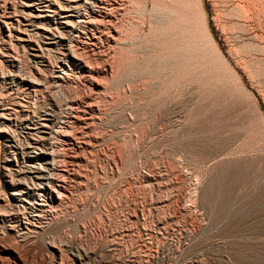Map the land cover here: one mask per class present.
<instances>
[{"label": "rangeland", "instance_id": "rangeland-1", "mask_svg": "<svg viewBox=\"0 0 264 264\" xmlns=\"http://www.w3.org/2000/svg\"><path fill=\"white\" fill-rule=\"evenodd\" d=\"M0 3V183L56 166L43 205L2 186L0 264H264V0H96L85 67L34 90L6 61L49 77L59 51L17 36L41 46L51 24Z\"/></svg>", "mask_w": 264, "mask_h": 264}, {"label": "bare ground", "instance_id": "bare-ground-1", "mask_svg": "<svg viewBox=\"0 0 264 264\" xmlns=\"http://www.w3.org/2000/svg\"><path fill=\"white\" fill-rule=\"evenodd\" d=\"M1 1V0H0ZM48 1V0H47ZM57 1V0H56ZM232 1V0H231ZM19 2V1H18ZM28 5H26V6H28L29 7V9H30V14H29V16H28V18L29 17H31L32 19H34V20H38V21H47V22H49L50 24H51V28H49V29H40V35H41V37H42V40H41V46H39V44H36V45H34L30 40L31 39H29V40H25V39H23L22 37H19V36H17V41H18V44L20 45V46H22V47H24L23 48V51L24 52H26L27 51V56H28V58L30 57V59H39L40 57H42L41 55L43 54L42 53V51L44 50H49V49H55V50H57V51H59V56L60 57H58L56 54V56L58 57V61L56 62V63H54V65L52 66V67H50L49 69H50V76L48 77L46 74L44 75L43 73V75H44V77L46 76L47 78H41V80L39 81L38 79H32V76H31V78H30V76H27V79H26V76H23V78L21 77V76H19L20 75V68L21 67H19L18 66V64L15 62V58H14V60L13 59H11V58H8L7 59V63L10 65V67L14 70V72H16V74H15V76L16 77H19V79L21 80V82H23V83H25V86H26V88L28 89V90H34L35 88H37L38 86H44L43 84L44 83H46V82H48V84H49V81L51 82V84L53 83V85H54V87L55 88H57V87H59V85H60V83H62V82H69V81H73V78L72 77H74V73H75V71H80L81 69H83V67H85L84 65H81V56H83V55H79L80 54V52H79V50H84V49H86V46L89 44V42H88V44H86L87 42H84V40H82L81 39V37H80V29L81 30H84V26L85 25H87V23H88V21L90 20H87L86 19V17L85 16H87V14L89 15V17H92V19L93 18H95V17H99V18H101V20L103 21V19H104V14H103V12H101V11H99V10H95L94 9V7H93V4H95L96 3V0H65V4H64V7L62 8V7H60L59 8V6L58 7H53L52 5L50 6V5H48L47 6V4H43V3H37V2H35V1H33V0H28ZM49 2V1H48ZM59 3H60V0L58 1ZM21 3V2H20ZM23 3V2H22ZM25 3V2H24ZM52 3V2H51ZM54 3L56 4V2L54 1ZM62 3V2H61ZM99 3H101V2H99ZM1 4V3H0ZM15 4V3H14ZM102 4V3H101ZM4 5V4H3ZM3 5H1V6H3ZM7 5V4H6ZM25 5V4H24ZM24 5H23V7H24ZM63 5V4H62ZM61 5V6H62ZM111 5V4H110ZM113 5V4H112ZM13 6V5H12ZM57 6V5H56ZM79 6H82V8H83V10H80L78 7ZM15 7V6H14ZM13 7V8H14ZM244 7V6H243ZM5 8V7H4ZM9 8V7H8ZM20 8V7H19ZM98 8V7H97ZM102 9V8H101ZM115 9H117L116 7H115ZM0 10H1V8H0ZM3 10V9H2ZM90 10V12H88ZM19 11V10H18ZM23 11V10H22ZM245 11H247V10H245ZM20 12H21V10H20ZM19 12V13H20ZM12 13V12H11ZM15 13H17V11L15 12ZM14 13V14H15ZM25 13V12H24ZM27 14V13H26ZM249 13H247V15H248ZM8 15V14H7ZM16 15V14H15ZM24 15V14H23ZM11 16V15H10ZM9 16V17H10ZM17 16V15H16ZM15 17V16H14ZM25 17H27V15L25 16ZM7 18H8V16H7ZM12 18V17H11ZM16 18V17H15ZM14 18V19H15ZM19 18V17H18ZM28 18H26V20L28 19ZM250 18V17H249ZM9 19V18H8ZM25 19V18H24ZM16 20V19H15ZM101 20H99L100 22L99 23H101ZM1 21H2V19H1ZM92 21H94V19L92 20ZM92 21H90V22H92ZM3 22V21H2ZM17 22H18V20H17ZM27 22V21H26ZM33 22V21H32ZM89 22V23H90ZM104 22L105 21H103V25L102 26H106V25H104ZM107 22H109L108 20L106 21V23ZM19 23H20V21H19ZM96 23H98V19H97V22ZM96 23H94V25L96 24ZM6 23L5 22H3V24L2 25H5ZM102 24V23H101ZM100 24V25H101ZM31 25V24H30ZM109 25V24H108ZM107 25V26H108ZM6 26V25H5ZM18 26V25H17ZM20 26V25H19ZM22 26H24L23 24H22ZM46 25H44V26H42V27H45ZM8 27L9 26H7V28H6V36H8V35H10V32H9V30H8ZM37 27V26H36ZM14 28V27H13ZM48 28V27H47ZM94 28H96V27H94ZM104 28V27H103ZM33 29V28H32ZM39 29V28H38ZM98 29V28H97ZM96 29V30H97ZM105 29V28H104ZM107 29V28H106ZM8 30V31H7ZM34 30V29H33ZM91 30H93V29H91ZM23 31V30H22ZM22 31H21V33H22ZM106 31V30H105ZM108 31V30H107ZM82 32V31H81ZM88 32H90V31H88ZM99 32V31H98ZM103 32V31H102ZM101 32V33H102ZM9 33V34H8ZM20 33V32H19ZM24 33V32H23ZM27 33V32H26ZM25 33V34H26ZM84 33H85V31H84ZM106 33H108V32H106ZM35 34H37V33H35ZM34 34V35H35ZM82 34H83V32H82ZM88 34V33H87ZM24 35V34H23ZM27 35H28V33H27ZM39 35V36H40ZM85 35V34H84ZM95 35V34H94ZM94 35H93V37H94ZM105 35V34H104ZM5 36V37H6ZM13 36V35H12ZM36 36V35H35ZM38 36V35H37ZM38 36V38H40ZM16 37V36H15ZM92 37V38H93ZM100 37V36H99ZM112 38L113 36H110L109 35V38ZM28 38H29V36H28ZM31 38H34V37H32V34H31ZM38 38H36V39H38ZM95 38H97V37H95ZM90 39V38H89ZM99 39V38H98ZM6 40V39H5ZM86 40V39H85ZM94 40V39H93ZM114 40V39H113ZM90 41V40H89ZM9 42H10V38H9ZM8 42V43H9ZM13 42H15V40H13ZM13 42H12V44H13ZM91 42V41H90ZM125 42V41H124ZM7 43V44H8ZM35 43H36V41H35ZM101 43V42H100ZM3 44H6V43H3ZM17 44V45H18ZM11 45V44H10ZM93 45V44H92ZM94 46V45H93ZM16 47V46H15ZM19 48V47H18ZM26 48V49H25ZM26 51H25V50ZM88 49V48H87ZM87 49H86V51H87ZM16 50H17V47H16ZM18 51V50H17ZM86 51H84L83 53H85ZM23 52V54H25ZM55 53V52H54ZM82 54V53H81ZM86 54V53H85ZM12 55V54H11ZM44 55H46V53L44 54ZM54 55V56H55ZM6 56V55H5ZM10 56V55H9ZM26 56V55H25ZM94 56V55H93ZM1 57H3V56H1ZM56 58V57H55ZM84 58V57H83ZM54 59V58H53ZM57 59V58H56ZM17 60V59H16ZM26 60H27V58H26ZM86 60V59H85ZM5 61V60H4ZM3 61V62H4ZM32 61V60H31ZM54 61H55V59H54ZM83 61V60H82ZM1 62V61H0ZM44 62V61H43ZM34 63H35V61H34ZM38 63H40V61L38 62ZM37 63V64H38ZM52 63V62H51ZM86 63V62H85ZM31 64V63H30ZM86 65H87V63H86ZM1 66V65H0ZM32 66H34V65H32ZM45 66H47V65H45ZM2 67V66H1ZM36 67V66H35ZM87 67V66H86ZM8 68V67H7ZM39 68V67H38ZM92 68V65L90 66V69ZM89 69V68H88ZM94 69H95V67H94ZM1 70V69H0ZM37 70V69H36ZM93 70V69H92ZM33 71V70H32ZM39 71V70H38ZM41 71V70H40ZM90 71V70H89ZM88 71V72H89ZM32 73V72H31ZM30 73V74H31ZM49 73V72H48ZM39 74H41V73H39ZM38 74V75H39ZM85 74V73H84ZM32 75V74H31ZM37 75V74H36ZM35 75V76H36ZM43 75H42V77H43ZM73 75V76H72ZM14 76V77H15ZM79 77V76H78ZM35 78V77H34ZM37 78V77H36ZM91 78H93V77H91ZM79 79V78H78ZM82 80V79H81ZM93 80V79H92ZM43 83V84H42ZM47 84V83H46ZM45 84V85H46ZM61 86V85H60ZM48 87H50V86H48ZM51 87H53V86H51ZM63 87V86H62ZM54 88V89H55ZM61 88V87H60ZM51 89V88H50ZM53 89V88H52ZM53 89V90H54ZM62 89V88H61ZM89 89V88H88ZM26 90V89H25ZM55 90H57V91H59L58 89H55ZM37 91V90H36ZM92 91V90H91ZM30 92V91H29ZM33 92V91H32ZM62 92V91H61ZM56 93V92H55ZM54 93V94H55ZM53 94V95H54ZM59 94L61 95V96H63L61 93H60V91H59ZM55 96H56V94H55ZM52 98V97H51ZM58 99H59V97H57ZM57 98H55L56 99V101L58 100ZM68 98V97H67ZM62 100V99H61ZM65 100V99H64ZM63 100V101H64ZM70 100H72V99H70ZM74 100V99H73ZM72 100V101H73ZM62 101V102H63ZM79 101V100H78ZM67 102L68 101H66L65 100V106H64V109L66 108V104H67ZM75 102H76V100H75ZM57 103V102H56ZM55 103V104H56ZM59 103V106H60V104H61V102H58ZM57 103V104H58ZM64 103V102H63ZM73 103V102H72ZM77 103V102H76ZM80 103V102H79ZM55 105V106H58V105ZM68 104H69V102H68ZM54 105V104H53ZM74 105V104H73ZM69 106V105H68ZM73 107V106H72ZM72 107H71V109H70V111L72 110L73 111V109H72ZM70 108V107H69ZM77 108V107H76ZM57 109H58V107H57ZM49 110H50V108H49ZM60 110V109H59ZM63 110V109H62ZM61 110V111H62ZM69 110V109H68ZM55 112V111H54ZM53 112V113H54ZM57 113V112H56ZM65 113H68V112H65ZM79 113V112H78ZM0 114H2V116H3V113H2V110H0ZM51 114V113H50ZM62 115V114H61ZM54 116V115H53ZM62 116H64V115H62ZM69 116V115H68ZM74 116V117H73ZM78 116V115H77ZM55 117V116H54ZM65 117H67V116H65ZM71 117V116H70ZM72 117L73 118H75V115H72ZM68 118V117H67ZM77 118V117H76ZM25 119V118H24ZM28 119V118H27ZM48 119V118H47ZM45 120V118L43 119V121ZM57 120H60V119H57ZM63 120V119H62ZM75 120H77V119H75ZM25 121V120H24ZM24 121H22V123L24 122ZM32 121V120H31ZM47 121V120H46ZM52 121H53V119H52ZM28 122V121H27ZM67 122V121H66ZM65 121H63V123H66ZM56 123V122H55ZM61 123V122H60ZM62 123V124H63ZM71 123V122H70ZM41 124V123H40ZM22 125H25V127H24V133L26 134V135H28V136H32V132L33 131H35V129L34 128H30L28 125H27V123H23ZM37 125V124H36ZM42 125V124H41ZM51 125H52V123H51ZM65 125V124H64ZM67 125V124H66ZM68 125H70V124H68ZM72 125H73V123H72ZM76 125V124H75ZM74 125V126H75ZM43 126V125H42ZM41 127V126H40ZM43 127H46V125H44ZM60 127H62V126H60ZM71 127V126H70ZM50 128H52V130L50 131V133L49 132H47L46 133V131H44V134H52V135H58V134H60L61 132L63 133V131L64 130H60L61 132H59V131H57V129L59 128V123L57 122V124H55V125H52V127H50L49 126V129ZM64 128V127H63ZM72 128V127H71ZM36 129H38V127L36 128ZM23 133V134H24ZM65 133V132H64ZM68 133V132H67ZM70 133V132H69ZM68 133V134H69ZM68 134H66V135H68ZM61 135V134H60ZM65 135V134H64ZM43 137H45V136H43ZM43 137H40V139L39 140H37V141H35L34 143H32V146H33V149L34 150H37V148H38V146H39V143H40V141H42V139L41 138H43ZM49 137V136H48ZM45 138H47V137H45ZM44 139V138H43ZM46 140V139H45ZM45 140H44V142H45ZM49 140H50V137H49ZM65 140V139H64ZM48 141V140H47ZM57 141V140H56ZM54 139H53V136L51 137V140H50V144H49V147H50V149H53L54 150V147L56 146V144H57V142H56ZM59 141H60V139H59ZM43 142V143H44ZM49 143V142H48ZM61 143V142H60ZM62 144H64V143H62ZM67 144H68V142H67ZM9 145V144H8ZM46 145V144H45ZM11 146V145H10ZM42 147V146H41ZM46 147V146H45ZM39 149H40V147H39ZM48 150V149H47ZM57 149H55V151H56ZM69 150V149H68ZM49 152V151H48ZM46 153V152H45ZM52 153H53V151H52ZM35 155L33 156L32 155V158L34 159V158H36L39 154H37V153H34ZM51 154V153H50ZM53 155V154H52ZM53 157V156H52ZM50 161V160H49ZM51 162V161H50ZM36 164V163H35ZM57 165V164H56ZM36 166V165H35ZM38 167H32V170H35L37 173H39L40 175L41 174H45V172L44 171H46V169H42V166H40V165H37ZM49 166V169L47 170V172H50L48 175L46 174V175H43V176H39V175H36V176H39V177H34V175L32 176V177H30V178H28L29 180H31V181H34L35 183H37V184H34L33 182H30L31 184H27V178L26 179H24V177H23V179L24 180H26V181H19L18 179L17 180H12V179H9V181H5L3 184L2 183H0V200L1 199H3V198H1V194L3 195V191L4 190H2V186H5L6 188H7V190H9V191H11V196L15 199V200H19V198L20 197H23L24 196V198H25V195H31V196H33L34 197V199H35V201H36V203H34L35 204V206H39L40 205V203L44 200V198H43V196L45 195H47V194H50V196H51V193H55V191L53 192L52 191V189H53V187H52V184L53 183H55L54 181H55V179H54V174H53V172H55L54 170H55V164H53V163H50V165H48ZM31 167V166H30ZM47 167V166H46ZM45 167V168H46ZM64 167V166H63ZM29 168V167H28ZM61 168V167H60ZM65 168V167H64ZM31 169V168H30ZM65 170H67V169H65ZM27 171H28V169H27ZM34 171V172H35ZM63 171H64V169H63ZM32 172V171H31ZM58 172V171H57ZM59 174V173H58ZM26 175V174H25ZM60 175H62V174H60ZM59 175V176H60ZM27 177V176H26ZM61 177V176H60ZM63 177V176H62ZM9 178V177H8ZM20 178V177H19ZM56 178H57V176H56ZM21 179V178H20ZM60 179V178H59ZM7 180V179H6ZM64 180V179H63ZM62 180V178H61V182L63 181ZM1 181V180H0ZM64 182V181H63ZM34 185H33V184ZM69 183V182H68ZM56 185V184H55ZM63 185V184H62ZM60 188V187H59ZM23 190H24V192H23ZM54 190V189H53ZM56 190V189H55ZM57 191V190H56ZM65 192V191H64ZM5 193V192H4ZM63 193H61V195H62ZM57 195V194H56ZM64 195V194H63ZM62 195V196H63ZM62 196H61V198H62ZM64 197V196H63ZM5 198V197H4ZM42 198H43V200H42ZM9 199V198H8ZM46 199H47V197H46ZM60 199V198H59ZM63 200V199H62ZM5 201H6V199H5ZM26 201V200H25ZM28 201V203H29V200H27ZM9 204V203H8ZM16 204V203H15ZM19 204V203H18ZM33 204V203H32ZM42 204V203H41ZM45 204V203H44ZM47 204V203H46ZM45 204V205H46ZM2 205V204H1ZM5 205V204H4ZM43 205V204H42ZM44 205V206H45ZM48 205V204H47ZM51 205V204H50ZM53 205V204H52ZM51 205V206H52ZM12 206H14V205H12ZM49 206V205H48ZM20 207V206H19ZM22 207H24V206H22ZM29 207V206H28ZM36 208V207H35ZM42 208V207H41ZM51 208V207H50ZM52 209V208H51ZM38 211V210H37ZM33 212V211H32ZM35 214V213H34Z\"/></svg>", "mask_w": 264, "mask_h": 264}]
</instances>
